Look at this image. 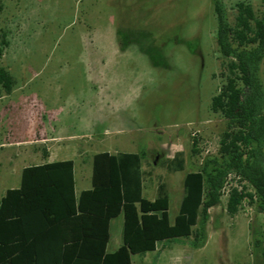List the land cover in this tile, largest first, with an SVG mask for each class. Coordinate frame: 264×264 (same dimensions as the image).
I'll list each match as a JSON object with an SVG mask.
<instances>
[{"label": "rangeland", "instance_id": "1", "mask_svg": "<svg viewBox=\"0 0 264 264\" xmlns=\"http://www.w3.org/2000/svg\"><path fill=\"white\" fill-rule=\"evenodd\" d=\"M237 1L223 0L230 23ZM249 1L261 10L262 0ZM215 28L211 0H0V67L13 78L10 93L0 89V197L19 186L24 166L74 160L79 195L90 188L93 155L145 151L152 176L143 194L153 200L163 182L172 222L185 174L215 151L225 127L210 109L222 82ZM260 74L264 82V59ZM176 152L184 170L172 172L164 162ZM226 200L210 209L202 247L177 239L132 261L264 264L256 245L264 213L245 199L231 216ZM121 225L122 215L111 220L109 253Z\"/></svg>", "mask_w": 264, "mask_h": 264}, {"label": "trees", "instance_id": "2", "mask_svg": "<svg viewBox=\"0 0 264 264\" xmlns=\"http://www.w3.org/2000/svg\"><path fill=\"white\" fill-rule=\"evenodd\" d=\"M211 3L222 82L210 109L225 127L215 151L185 174L173 221L163 182L153 200L143 194L144 182L152 176L151 169H142L145 151L96 153L91 188L79 195L73 160L28 165L21 170L19 186L6 189L0 198V264H133L132 256L177 239L200 248L209 211L224 193L229 215L245 199L264 213V0L258 12L249 0L235 2L233 23L223 0ZM5 46L2 34L0 58ZM12 87V76L0 67V89L8 94ZM196 144L193 138L194 155L200 153ZM164 163L172 172L183 171L185 160L176 152ZM120 215L121 244L109 253L110 222ZM262 243L264 233L256 239L257 246Z\"/></svg>", "mask_w": 264, "mask_h": 264}, {"label": "crops", "instance_id": "3", "mask_svg": "<svg viewBox=\"0 0 264 264\" xmlns=\"http://www.w3.org/2000/svg\"><path fill=\"white\" fill-rule=\"evenodd\" d=\"M74 161V160H73ZM74 166H75V163H74ZM142 169H143V164H142ZM143 170H145V169H143ZM83 180H86V179H83ZM145 183V182H144ZM90 188H91V180H90ZM145 188V187H144ZM89 189V188H88ZM86 190V189H85ZM83 191V190H82ZM1 198V197H0ZM115 219V218H114ZM113 220V219H112ZM111 223V222H110ZM108 246V245H107ZM134 256H136V255H134ZM133 257V256H132ZM133 262V264H135L134 263V261H132Z\"/></svg>", "mask_w": 264, "mask_h": 264}]
</instances>
